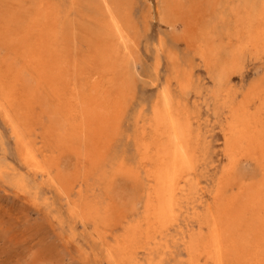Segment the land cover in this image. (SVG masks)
Wrapping results in <instances>:
<instances>
[{"label": "rangeland", "instance_id": "rangeland-1", "mask_svg": "<svg viewBox=\"0 0 264 264\" xmlns=\"http://www.w3.org/2000/svg\"><path fill=\"white\" fill-rule=\"evenodd\" d=\"M120 1L0 0L1 79L22 69L20 54L35 38L37 29L34 27L28 40L23 39L22 33L35 20L43 19L40 13L47 14L55 22L56 47L63 56L75 59L78 67L86 69L82 78H73L76 74L69 72L67 79L71 83L76 80L85 93L95 84L100 90L109 88L110 96L118 100L122 111L118 129L112 132V140L105 149H101L99 162V154L93 157L97 162L92 166L87 159L90 148L87 142L77 139L76 152L58 148L56 139L67 124L55 106L53 95L45 89L34 97L32 108L24 106L23 99L10 106L11 122L0 110V264H117L111 256L119 258V240L129 226L143 223L147 215L145 204L154 184L147 169L153 160L143 162L141 157L143 144L153 137V108H162L165 96L170 98L175 113L181 111L180 120L186 122L188 118L190 125L189 154L193 164L186 199L183 195L179 198L182 202L176 220L160 229L155 239L150 241L154 234L151 228L130 241L133 258L120 264H213L206 258L201 243L216 211L215 195L221 190L222 198H228L238 187L253 186L262 178L263 164L257 157H243L239 148L228 152L227 129L232 109L239 108L244 101L250 112H256L261 105L264 108V49L256 48L248 39L249 31L258 24L264 11V0ZM46 8L52 9L54 15L45 13ZM113 9L125 36V49L115 36H110L113 29L109 27V16ZM108 41L114 48H106L110 53L104 56L112 60L116 57L118 61L112 73L101 72V65L91 59L97 53L94 48L106 47ZM20 74L19 82H23L25 93L34 90L33 75L24 71ZM259 88V94L253 97ZM124 100L126 104L121 103ZM13 123L31 147L39 151V157L53 164L51 176L24 166ZM224 182L228 185L223 186ZM131 206H135L133 210ZM91 207L95 209V219L88 211ZM200 233L203 237L195 244ZM237 262L242 260L233 264ZM243 263L247 264L244 260Z\"/></svg>", "mask_w": 264, "mask_h": 264}, {"label": "bare ground", "instance_id": "bare-ground-1", "mask_svg": "<svg viewBox=\"0 0 264 264\" xmlns=\"http://www.w3.org/2000/svg\"><path fill=\"white\" fill-rule=\"evenodd\" d=\"M119 1L117 0V2H119ZM217 3L220 4L219 2H217ZM104 6H105V4H104ZM104 6H103V8H105ZM112 6H110V8ZM263 6L261 5V7H263ZM98 8H100V7H98ZM117 9H119V8H117ZM71 10H72V8H71ZM44 11H45V13L48 12L49 14L54 15L53 14L54 11L52 9L50 10V9L46 8ZM106 11H107V9H106ZM109 11H111V10H109ZM109 11L107 14H109ZM112 12L110 13V16H109V27H110V30L113 29L112 31H109L112 33V34H110V36H111V38H112V35L115 36L117 41L121 42L124 45L123 47L125 49L126 48L125 36H124L122 29L120 27L121 25H118V23H117V18L115 17L116 15L114 16V14H115L114 9ZM261 12H262V10H261ZM102 14L104 15V13H102ZM39 15L44 16L43 19L42 20L40 19L41 21L35 20L33 22V24L30 27H28L27 29H25L22 33L23 39L28 40V39H30L32 32L34 31V27L37 29V34L35 35V38L26 44L25 49L20 54L21 60H22L21 65H23V67H21L22 69L15 71L13 73H7L9 75V77H4L3 79L0 78V110L3 111L4 116L7 118V121L11 122L13 120H12V115L10 114V110H9L10 106H12L16 101H20V99H23L24 100L23 101L24 106L27 105L29 108L30 107L32 108V103H34L33 102L34 97L37 94L42 93V91L45 89L48 93L52 94L53 97L55 96L54 98L52 96L51 97L54 100L55 106H57V108H59L61 111V117H63V119H62L63 122L65 124H67V128L64 131H62L60 133L61 136L56 139V143L58 145V148L61 151L64 149L66 151L69 150L70 152L71 151L76 152V150L79 147V146H77V144H79L76 141L77 139H79L80 142H87L88 147H90L87 151V159L91 162L89 164H91L93 166V165H95V162H97V160L99 162V160L102 158L101 149L102 150H103V148L105 149L106 144H108L112 140V136H113L112 132L115 129H118L116 127H117L118 120H119V112L122 113V111H119L118 100L115 101L114 98L110 96V89L109 88H104V89L100 90V88L95 84L90 88V90L88 92L85 93L83 91V88L78 87L76 85V83H75L76 80H75V82L71 83L67 79L68 78L67 75L69 72H71V74L72 73L76 74V76L75 75L72 76L73 78L74 77H81L82 78L85 74V72H84L85 68L83 69V68L78 67L77 66L78 63L75 61V59L72 58L70 60L67 55L63 56L61 54V51L56 47L58 38L56 37L57 31H56L55 22L52 20L53 18L46 16L47 14H41L40 13ZM179 18H180V16H179ZM179 18H177V19H179ZM129 20H130V18L128 19V21ZM163 20H165V19H163ZM193 21H194V19H193ZM179 22H180V19H179ZM119 23H122V22H119ZM257 23L258 24L257 25L255 24L256 26L252 30L249 31L248 39H249V41H251L252 43L255 44L256 48L264 49V11L260 14V20H259V22L257 21ZM100 24H101V22H100ZM107 25H108V23H107ZM123 27H124V25H123ZM102 28H103V26H102ZM103 29H105V28H103ZM126 30H128V29L126 28ZM130 30H128V31H130ZM100 31H103V30H100ZM105 32H107V31H105ZM101 33L103 34L104 32H101ZM98 34H100V32ZM104 35H107V37H108V34H104ZM127 35L129 36V34H127ZM98 36H100V35H98ZM107 37H104V42H105V38H107ZM93 38H95V36ZM111 38H110V41H111ZM129 38L131 40V37H129ZM99 39H100V37H99ZM115 42H113V44H115ZM108 43H109V41H108ZM99 44H101V43H99ZM111 45L112 44L109 43V45H107L108 47L107 46L102 47V45H99L100 47L99 46L95 47L94 49L97 53H95L93 55L95 57H91V59L93 61H94V59H96L95 63H99L101 65V67H100L101 72H104V73L114 72L116 69L115 65H116V63H118V61L116 60V57L112 60V59H109L107 56H104V55L110 53V52H107L106 48H108V49L114 48ZM88 47H89V45H88ZM158 48H159V46H158ZM90 49H91V47H90ZM104 52H106V53L104 54ZM123 52H124V50H123ZM129 54H132V53H129ZM132 58H134V56ZM259 59H261V58H259ZM232 60H234V58H232ZM246 61H247V59H246ZM86 64H88V63H86ZM89 65H92V64H89ZM89 65H88V67H89ZM129 65H130V63H129ZM170 68H171V66H170ZM96 70H97V68H96ZM21 71L29 72L30 76L32 77V75H33V77L35 78V88H34V90L31 89L28 93H25V91L23 89V84H22L23 82H21V83L19 82ZM94 71H95V69H94ZM178 72H177V74H178ZM181 72H182V70H181ZM90 73H91V70H90ZM156 74H157V71H156ZM94 75H95V73H94ZM96 76H97V74H96ZM177 76L178 75H176V77ZM262 76H263V74H262ZM176 77H175V79H176ZM189 77H190V75H189ZM191 79H193V78H191ZM245 82H246V80H245ZM112 84L114 87V83H112ZM241 85H243V83H241ZM108 87H111V86H108ZM113 87H111V88H113ZM241 87H243V86H241ZM182 89H180V90H182ZM241 90H242V88H241ZM46 91H45V93H47ZM186 91H188V89ZM128 92L131 93V90H129ZM184 92H181V93L183 94ZM259 92H260V88L257 89L254 93L252 91L253 97L255 95L257 96L259 94ZM126 95H127V93H126ZM179 95H180V93H179ZM185 95H186V92H185ZM262 95H264V94H262ZM241 97H243V96H241ZM127 98L128 97H126V99ZM168 98L169 97L165 96L162 108L161 107L160 108L159 107L153 108L154 109L153 110V118H152V122H151V130L153 133V137H152V140L145 142L143 144V155L141 157V160L143 162L153 160L152 165L147 169L148 176L154 180V184H153V186H151L152 189H151V192L147 196V200H146V204H145L147 215H146V218H145L143 223H139L136 225L129 226L128 230L125 232V234H123L122 238L119 240V242L117 244V250L119 251V258H116L114 255L111 256V259L117 264L122 263V261L127 262V261H129V259H131V257L133 258V256H132L133 254H132V250H131V247H132L131 243L132 242H130V241L135 240L142 233V231L144 232V230H148V229L152 230L153 229L154 234H153V236H151V240H150V241H152L153 239L156 238L157 233L158 234L161 233L160 229H162L166 225L174 222L176 220V216H177V209L181 208L180 202H182V201H180L179 198L182 197V195H183V199H186V197H184V194L186 192V187H188L187 184L190 182V176L192 174L190 171H192V164H193V159L189 154L190 125H189V122L187 123V119H188L187 117L188 116L185 117L186 114L183 116V117L187 118L186 122L185 121L182 122L180 120V118H179L180 115L178 116V114L181 111L178 114H177V112L175 113V110L174 111L172 110V107L174 105L171 106V102L169 100L170 98L169 99ZM245 98L248 101V97H246V95H245ZM262 98H261V101H262ZM124 99H125V97H124ZM125 100L122 102L121 101H119V102H121L122 104L124 102V104H126L127 102L125 103ZM177 100H179V99H177ZM182 102L183 101H181V104H182ZM243 103H242V106H239V108L236 105L237 106L236 109H232V111H231V120L228 124V129H227V131H228V152L232 153L239 148V150H241L240 154L243 157H248V156L257 157L260 160L261 164H263V175H262V178L258 184L256 183L253 186L238 187L235 194H233L232 196H230L228 198H222L221 190H219L217 192V194L215 195L214 205L216 206V211H215V214L213 216L212 222L208 225L209 232L207 234V237L201 243V248H202L203 252L205 253L206 258L211 260L213 264H233L235 262V260H237V259L240 261L242 260V263L244 260L247 264H264V108L261 109L260 108L262 106L261 105L259 107V109H261V110L258 109L256 112L253 113V112L249 111L250 109L248 108V105H247L248 103L245 104L247 106H244ZM262 103H263V101H262ZM183 107H185V106H183ZM175 108H176V105H175ZM180 109L182 110V108H180ZM177 110H179V109H177ZM53 113H55V111ZM186 113L188 114V112H186ZM56 118H57V115H56ZM13 125H14L13 126V133H14L15 138H16V143L18 144L20 158H21V161L24 164V166H27L28 168H30L34 172H38L43 176H48V177L51 176V170H52L51 168L53 167V164L51 162L49 163L47 160H45V158L39 157V154H38L39 151L32 148L31 147L32 145L29 144L26 137H24V135L19 131V129H17V127H15L14 123H13ZM224 125H226V124H224ZM197 126H198V124H197ZM196 128L198 129V127H196ZM196 132H198V131H196ZM199 139H200V137H199ZM204 145L205 144H203V146ZM38 150H39V148H38ZM92 150H94L95 152L91 153ZM60 154H62V152ZM97 154H99V155H98L97 160L95 161V158H93V157H95ZM200 157H201V155L198 158H200ZM93 160H94V162H93ZM56 163H58V162H56ZM54 165H57V164H54ZM197 166H199V165L197 164ZM258 168L260 169L259 166H258ZM60 169H61V167H60ZM1 170H2V167H1ZM229 170H231V169H228L227 171H229ZM237 170H240V167H237ZM123 172L124 171H122V173ZM236 172L238 173L239 171H236ZM129 173H131V175H133V176L136 175L135 173H132V172H129ZM63 175H64V172H63ZM63 175H62V177H63ZM124 175H122V176H124ZM239 175H241V174H239ZM127 176L131 177L128 174H127ZM229 176H230V174H229ZM245 176L243 175V177H245ZM132 178L134 179L135 177H131V179ZM237 178H238V176H237ZM241 178H242V176H240V179ZM253 179L254 178H252L251 180L254 181ZM17 180H15V182ZM52 180H53V178H52ZM79 180L83 181L82 177ZM235 180H237V179H235ZM64 181H66V180H64ZM238 181H241V180H238ZM249 181L250 180H248V182ZM20 182H21V179H20ZM72 182H75V180ZM53 183H55V182H53ZM71 184H73V183H71ZM198 184H199V181H198ZM226 185H228L227 182L226 183L224 182L223 186H226ZM59 189H60V187H59ZM77 192H79V191H77ZM142 195L144 196V194H142ZM135 199H136V197H135ZM78 207L79 206H76L77 209H79ZM134 207L131 206V208L130 207L129 208L131 210H133ZM91 208H89L88 211H91L90 215L93 219H95V217H96L95 216L96 213H94L95 209L94 208L91 209ZM115 208H116V205H115ZM117 208L115 211L119 210ZM114 209H112V210L110 209V211H114ZM121 212L123 213V211H119V213H121ZM182 213H184V212H182ZM116 216L117 215H115V218H116ZM119 221H120V219H119ZM202 237L203 236L200 233L198 238H196L195 244L199 240H201ZM142 239H141V241H142ZM147 240H148V237H147ZM137 245L138 244H136V246ZM138 247H140V246L138 245ZM133 249H136V247ZM155 250H156V248H155ZM141 251L142 250H140V252ZM152 251H154V250L152 249ZM134 252H135V250H134ZM165 253H166V251H165ZM136 258H138V257H136ZM143 258H144V256H143ZM142 260L144 262V259H142ZM165 260L166 259H164V261ZM162 261L163 260H161V262ZM242 263H239V264H242ZM136 264H139V263H136ZM237 264H238V262H237Z\"/></svg>", "mask_w": 264, "mask_h": 264}]
</instances>
